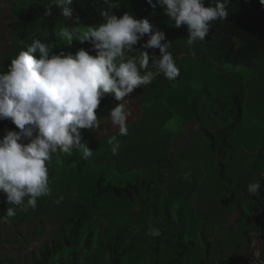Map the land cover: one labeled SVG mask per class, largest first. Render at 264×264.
I'll return each mask as SVG.
<instances>
[{"label":"rangeland","instance_id":"obj_1","mask_svg":"<svg viewBox=\"0 0 264 264\" xmlns=\"http://www.w3.org/2000/svg\"><path fill=\"white\" fill-rule=\"evenodd\" d=\"M35 1L0 0V14L3 15L0 18V72H8L11 59L26 49L34 38L41 42L44 39L45 32L39 27L42 19L32 10ZM120 4L119 8L111 10L117 16L129 11L137 18H149L156 28L165 32L167 40L173 42L169 51L180 69L179 75L174 80H168L161 74L155 79L159 82L154 90H142L147 85L140 86L125 98L126 103H132L133 96L138 100L134 105L135 113L131 112L133 120L127 122L131 125L142 117L133 130L135 135L129 137L128 131L127 135L120 136L115 133L118 128L108 118H103L99 119L98 129H87L82 133L93 150L88 160H83L79 151L82 159L72 165L65 160L67 154H53L48 165L49 184L52 183L53 187L51 195L44 197L42 206L51 211L59 204L55 201L60 195L65 200L74 196L78 199L91 191L98 177L105 172V164L97 163L104 152H111L107 141L112 135L117 136L120 149H125L127 158H133L141 151L136 142L142 138L149 145H157L146 162L134 165L127 174L120 167L105 173L116 182L144 181L141 191H148L140 195L135 206L128 207L125 203L122 210L114 209L112 212L116 218L123 215L120 229L124 237L131 240L127 245L130 253L123 264H153V250L158 243L162 245L163 252L170 253L177 242L191 247L183 264H220V260L226 258H248L252 246L244 235L243 222L237 211L250 213L251 204L245 197V191L249 183L264 178L261 177L264 173V55L257 58L251 67L214 61L207 52L197 56L196 43L191 47L187 44V27L172 25L174 22L164 14L161 6L153 8L147 0H120ZM87 26L90 25L73 28ZM65 27V22L60 21L56 34ZM57 38V41L48 43L51 52L75 53L80 48L90 47L88 42L82 44L74 40L69 45L58 35ZM147 39L146 35L134 47L140 48ZM193 49L194 56L190 54ZM146 50L150 55H160L159 49ZM139 51L134 49L128 55H138ZM195 92L198 93L197 101L226 105V111L221 116L226 123H221L219 127L216 144L221 154L215 153L207 143L201 145L202 141L196 139L195 134L199 130L192 121L194 113L187 106L195 102ZM235 93L243 98V110L239 117L233 111ZM210 121V118L205 119L204 126L214 130L207 126ZM150 127L155 128L148 130ZM156 127L160 128L157 132ZM6 129L19 130L10 120L0 121V138ZM107 134L111 136L106 143L91 147ZM158 151L163 160L168 159L163 166L154 160ZM188 172L191 175L186 180L184 174ZM72 176L77 181L74 191L70 189ZM37 207L22 211L20 220L4 218L1 221L0 264H33V253L36 252L39 257L40 247L56 235L59 222L47 212L40 216ZM115 223L118 224L117 219ZM150 225L159 228L161 235H146ZM137 236L141 239L137 240ZM192 242L195 245H190ZM161 263L165 264L164 261Z\"/></svg>","mask_w":264,"mask_h":264},{"label":"clouds","instance_id":"obj_2","mask_svg":"<svg viewBox=\"0 0 264 264\" xmlns=\"http://www.w3.org/2000/svg\"><path fill=\"white\" fill-rule=\"evenodd\" d=\"M103 2L111 10L121 5L120 0ZM147 2L153 8L161 6L175 27H187L190 47L204 42L213 22L228 16L229 0ZM260 2L264 4V0ZM53 3L65 18L79 23L80 17H74L73 0H53ZM52 7L49 4L45 8L46 15H52ZM100 15L103 22L98 26L65 27L57 33L69 45L74 40L88 42L90 50L54 53L49 45L34 38L11 59L9 71L0 73V121L10 120L19 129H6L0 138V193L6 196L8 205L27 211L37 207L38 198L51 195L48 165L53 154L72 155L77 149L83 160L92 157L93 150L84 140L82 130L100 127L97 110L106 95H114L119 102L110 109L109 116L118 134L125 136L131 115L125 98L161 74L168 80L179 75L180 69L169 51L173 42L149 18H137L129 11L117 16L105 10ZM146 35L148 39L143 45L134 47ZM134 49H139V54L128 55ZM146 49H159L160 55H150ZM190 54L194 56L195 50ZM107 143L111 145V152L118 154L121 143L117 136L112 135ZM190 175L185 173L184 179ZM260 189L258 181L247 187L249 194H257ZM62 201L63 195H60L55 202ZM16 214L14 207H7L6 214L0 218ZM146 235L158 237L161 230L150 225Z\"/></svg>","mask_w":264,"mask_h":264},{"label":"trees","instance_id":"obj_3","mask_svg":"<svg viewBox=\"0 0 264 264\" xmlns=\"http://www.w3.org/2000/svg\"><path fill=\"white\" fill-rule=\"evenodd\" d=\"M35 2L36 4L32 6V10L42 19L39 27L45 32L42 42L47 45L50 42L57 41L56 28L60 21H64L67 28L70 29L78 25L98 26L103 22L100 13L105 10L111 12V9H108L103 0H73L74 17L77 15L80 17L79 23H74L73 20H69L61 14V10L55 6L53 0H36ZM49 4L53 5L51 16L46 15L45 11ZM227 11L228 16L226 19L213 22V27L206 40L204 42H196L195 48L197 53L199 52L197 56L202 52H207L214 61L251 67L257 58L264 55V4H261L260 0H229ZM54 53L59 52L56 50ZM91 54L94 55L95 52L92 51ZM158 82L159 80H154L146 88L141 89L154 90V86ZM138 92L143 100V95L139 90ZM195 97V102L187 106L188 108L191 107L194 113L192 121H195V125L198 128L197 131L199 130L195 134L196 139L202 141L201 145L207 143V146H211L215 153L221 154L216 148V144L219 139V127L221 123H226V120L221 117L222 113L226 111V105H218L216 102L217 105H211L200 100L197 101L198 93L195 94ZM117 103L119 102L115 100L114 95H106L101 100L97 110L98 119L110 117V109ZM232 104L233 111L239 117L243 110L242 95L235 93ZM208 118L211 121L207 126L210 125L214 130L204 126L203 122L205 119L208 120ZM139 120L128 126L129 137L135 135L133 130L140 122ZM231 126H234V124ZM154 128L150 127L147 129L153 130ZM159 129V127H156L155 131L157 132ZM86 130L83 129L82 133ZM115 133H118V130ZM152 134L156 135L154 131ZM110 136V134L103 136L98 142L91 144V147H96L103 142L106 143L107 138ZM226 139L224 137V141ZM136 144L141 147V151L133 158H130V156L127 158L124 148L120 149L116 155L107 150L103 153V156L98 158L99 162L97 164H105V172L98 177L95 186L88 194L80 195L78 199H76V196L67 197L66 200L63 199L64 202H60L55 206L51 205L50 207L54 206L51 211L42 206L44 197L38 198L37 204L39 203L40 207L38 206L39 208L37 207V209L40 216L47 212L50 217L59 222V226L56 235L40 247L39 257H37L36 252L33 253V264H123L124 259L130 253L127 245L131 240L126 238V236L124 237L123 231L120 229L123 215L116 218L112 215V212L114 209L122 210L125 203L128 207L132 204L135 206L140 200V195L146 194L148 191H141L142 186L145 184L144 181L125 183L120 180L116 182L115 179L105 173L109 172L111 168L120 167L127 174L131 172L134 165H138L139 162H146L148 155L157 147V145H149L142 138H138ZM155 154L156 159L154 160L160 166H163L168 161V159L163 160L161 158L162 154L160 151ZM81 159L79 150L74 149L72 155H67L65 160L69 164L75 165ZM63 160L64 158H62V163ZM71 179L70 189L74 191L77 187V181L74 176ZM256 181L261 185L260 192L249 194L247 189L245 191V197L251 204L249 206L250 213L247 214L244 210H238L237 212L240 221L243 222L244 235L249 243L251 244L253 238L252 232L257 233L261 239L262 259L264 261V178L254 182ZM49 185L50 188L53 187L52 183ZM5 201L6 196L0 193V217H4L7 207H14L17 214L10 218L20 220L21 207L8 205ZM26 201L27 198H25V203ZM3 210L4 214H2ZM5 219L0 218V224ZM116 219L118 224L115 223ZM42 223H44V220ZM1 235L0 232V239ZM140 239L137 236V240ZM194 243L192 242L190 245ZM173 245L171 252L165 253L162 250V245L158 243L153 250V264H163L161 263L162 261L165 264L182 263L191 247L182 242H177ZM246 260L247 258L243 257H231L220 260L219 263L238 264Z\"/></svg>","mask_w":264,"mask_h":264},{"label":"built area","instance_id":"obj_4","mask_svg":"<svg viewBox=\"0 0 264 264\" xmlns=\"http://www.w3.org/2000/svg\"><path fill=\"white\" fill-rule=\"evenodd\" d=\"M252 236L253 238L250 244L252 246L251 256L249 255L246 261L239 262L238 264H263L264 263L262 259V241L259 238L257 233L252 232Z\"/></svg>","mask_w":264,"mask_h":264},{"label":"crops","instance_id":"obj_5","mask_svg":"<svg viewBox=\"0 0 264 264\" xmlns=\"http://www.w3.org/2000/svg\"><path fill=\"white\" fill-rule=\"evenodd\" d=\"M3 15H2V13L0 14V18H3L2 17ZM132 100H134L133 102H135V103H126V105L127 104H129L128 106V110L130 111V112H133V113H135V107H134V105L138 102V100H137V97L136 96H133L132 97ZM127 107V106H126ZM133 115H130L129 116V118H128V121H132L133 120ZM108 119H109V121H111V119H110V117H107ZM134 123V122H133ZM128 126H130V125H128ZM191 136H193V134H191ZM192 245H195V243L194 244H192ZM184 263V260H182V263H180V264H183Z\"/></svg>","mask_w":264,"mask_h":264}]
</instances>
